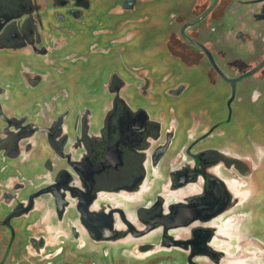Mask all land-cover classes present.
<instances>
[{"label": "flooded vegetation", "instance_id": "1", "mask_svg": "<svg viewBox=\"0 0 264 264\" xmlns=\"http://www.w3.org/2000/svg\"><path fill=\"white\" fill-rule=\"evenodd\" d=\"M2 54L0 264H264V0H0Z\"/></svg>", "mask_w": 264, "mask_h": 264}, {"label": "rangeland", "instance_id": "2", "mask_svg": "<svg viewBox=\"0 0 264 264\" xmlns=\"http://www.w3.org/2000/svg\"><path fill=\"white\" fill-rule=\"evenodd\" d=\"M160 29L162 30V33H161V37L158 38L157 42L159 41L162 44L161 46H163V45H165L166 39L169 38V35H168L169 30H168V27H166L164 25V22H163L162 28H160ZM89 38H92V37H89ZM91 40H92L91 41L92 43L94 41H97L94 38H92ZM85 43H88V42H85ZM87 50H88V48H87ZM87 50L84 51L85 54L88 53ZM5 57H9V56L6 55V54L0 55V63H2V64H0V73L2 71H5V70H7L8 72H12L10 70L14 69L15 65H17V64H19L20 62L23 61V60H17V62H14V59H12L10 57L8 59H4ZM147 59L148 58L145 57V58L139 60L138 63L139 64L140 63H144V62L148 61ZM4 60H7V61L4 62ZM93 62H94V59L91 58L90 65H92ZM100 62H101L100 60H96V64H95V66L93 68L94 69H98L99 67L97 66V64H100ZM101 64L104 66V68L107 67L105 64H103V62H101ZM110 67H117L116 69L118 70V72L120 74H122L123 76H125V73H124L122 67L116 66L114 64H111ZM83 69H84V71L80 69L78 72H75L73 70H70V72L68 73L69 75L63 80V87H65V89H67L69 92L72 91L71 90L72 80H74V84L76 86V90L75 91H78L77 93L79 95V98H78L79 101H75L74 100L72 102V104H77V102L79 104H83V103L84 104H89V102H91L92 100H94V99L96 100L97 99V95L94 97L93 91H94L95 88H98L100 86V82L104 78L105 79L107 78V70H108V67L105 70H103L100 73H98L97 75H94L88 67L87 68H83ZM57 80H59L58 77H57ZM100 91H101V89L99 88V92L98 93L102 94V92H100ZM22 92L25 93V90L23 89ZM15 95H16V93H14V90H11V100L9 101V103L6 102L5 105H8L10 107H14V105L19 102L18 99H16ZM42 100H44V99L41 98L40 101H42ZM80 100H82V101H80ZM239 108H240L239 110L242 112L243 111V108L241 107V105L239 106ZM32 110H34V112H38V109L33 108ZM243 112H242L243 114L247 115L246 116L247 119H244L243 120L244 122H246L248 124L246 128L251 130L252 127H254L256 129L255 132H257V135L258 136H262V138L264 140V126H263V124L258 119H256L255 121H250L248 119V115L249 114L246 113L245 110ZM258 124H259V126H258ZM233 127L235 128V126H232L230 128H227L226 130H228L229 132L232 133V131L234 129ZM37 172H39L38 169H37ZM261 180L264 181V178L261 179ZM262 197L264 198V195H262ZM261 212L264 213V209H262ZM262 222L264 223V220ZM103 257H105V252H103L102 255H100V256H96L97 259H100V258L101 259H104ZM96 258H94V259L96 260ZM79 260H85V258H79ZM105 260H107V258H105ZM113 264H119V263L118 262H115Z\"/></svg>", "mask_w": 264, "mask_h": 264}]
</instances>
